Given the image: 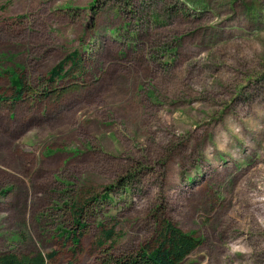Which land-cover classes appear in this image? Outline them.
<instances>
[{"label":"rangeland","instance_id":"rangeland-1","mask_svg":"<svg viewBox=\"0 0 264 264\" xmlns=\"http://www.w3.org/2000/svg\"><path fill=\"white\" fill-rule=\"evenodd\" d=\"M0 96V254L127 264L171 220L181 264L262 263L264 0H0Z\"/></svg>","mask_w":264,"mask_h":264},{"label":"trees","instance_id":"trees-1","mask_svg":"<svg viewBox=\"0 0 264 264\" xmlns=\"http://www.w3.org/2000/svg\"><path fill=\"white\" fill-rule=\"evenodd\" d=\"M95 7V4H92ZM114 32V31H113ZM84 59L79 49L69 52L58 64L53 66L48 72L47 81L50 84L63 79H74L80 75L83 69ZM12 73V72H11ZM11 83L15 88L13 101H18L27 90L24 77L20 75H12ZM7 98L0 96V101ZM5 190L4 192H6ZM90 201L89 199L84 202ZM83 203V202H82ZM82 203L74 202L70 210L75 215L76 224L84 227L80 223V215L82 212ZM251 203L256 208L259 217L255 213H251L252 223L260 232V237L256 241V249L260 257L264 260V183H262L254 193ZM257 220V223L255 221ZM69 236L72 234L75 244H79L80 238L75 236L76 232L66 230ZM104 236L109 240L115 236L114 228L106 229ZM203 239L193 232L184 231L178 224L171 220H162L159 226L157 245L153 248L149 246L142 247L135 256L127 259V264H181L193 251L201 244ZM255 248H249V254L254 253ZM55 256V253L46 254L41 251L34 252L30 255L19 256L13 252L0 254V264H48L49 260ZM262 260L261 264H264ZM249 264H254L250 261Z\"/></svg>","mask_w":264,"mask_h":264}]
</instances>
